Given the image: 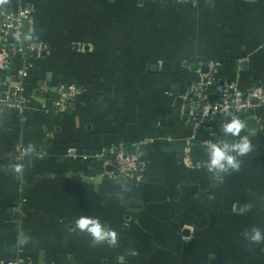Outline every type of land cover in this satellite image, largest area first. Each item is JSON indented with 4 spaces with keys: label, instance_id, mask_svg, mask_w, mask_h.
Returning <instances> with one entry per match:
<instances>
[{
    "label": "crops",
    "instance_id": "crops-1",
    "mask_svg": "<svg viewBox=\"0 0 264 264\" xmlns=\"http://www.w3.org/2000/svg\"><path fill=\"white\" fill-rule=\"evenodd\" d=\"M21 3L47 51L20 81L24 120L0 113V264H264V241L246 236L264 231V102L247 112L255 130L215 125L219 142L247 135L252 150L230 148L239 168L210 172L188 156L189 119L174 99L210 60L216 81L264 89V0ZM60 84L80 91L65 112L54 106ZM119 145L142 149L140 181L107 177L99 154ZM82 216L116 243L77 229Z\"/></svg>",
    "mask_w": 264,
    "mask_h": 264
},
{
    "label": "built area",
    "instance_id": "built-area-1",
    "mask_svg": "<svg viewBox=\"0 0 264 264\" xmlns=\"http://www.w3.org/2000/svg\"><path fill=\"white\" fill-rule=\"evenodd\" d=\"M185 2L187 0H175ZM25 25V29L23 26ZM37 19L31 9L24 6L21 0H3L0 2V91L4 98L0 100V113L3 108L14 111L19 121L24 120L28 99L24 95L20 83L25 73L32 68L33 61L42 58L47 45L36 36ZM31 33V40L24 39ZM20 62V67L11 74L12 66ZM219 67V62L210 60L206 63L207 72L201 75L199 83L193 84L183 92L177 94L174 99H181L180 112L184 113L186 107L196 104L197 109L192 119H189L191 130V144L212 145L213 134L208 133L215 125L223 127L234 118L245 120L247 112L253 106L264 102V89L260 85H254L248 90L240 89L236 84H226L216 81L214 75ZM10 72V73H9ZM16 79L17 84L11 92L10 84ZM15 84V83H13ZM47 92L49 87H41ZM79 87L75 84H60L57 87V95L54 106L57 112H65L69 103L73 102L79 94ZM255 99L257 102L253 103ZM200 111L197 114V111ZM203 132L204 135H200ZM74 149H68V153ZM25 153L20 150V155ZM100 157L104 159L106 175L115 182H138L145 168L140 147L125 148L121 145L103 150ZM207 163L195 162L197 169L207 166ZM2 264H31L27 258H17Z\"/></svg>",
    "mask_w": 264,
    "mask_h": 264
},
{
    "label": "clouds",
    "instance_id": "clouds-1",
    "mask_svg": "<svg viewBox=\"0 0 264 264\" xmlns=\"http://www.w3.org/2000/svg\"><path fill=\"white\" fill-rule=\"evenodd\" d=\"M3 2V0H0ZM31 33L24 37V39L31 40ZM225 133H229L233 136H239L241 131L245 129V121L234 118L224 126ZM237 151L238 154L244 155L252 150V143L247 135L240 136L239 142L231 145L229 143H213L211 145V162L208 166V170L226 171L227 168L238 169L239 163L236 161L235 157L229 155V149ZM28 151H31L29 147ZM76 228L81 232H87L91 235L95 242H100L101 240H107L108 243L114 245L116 243L117 234L114 230H106L102 228L101 224L98 222L97 218L91 217H80L75 221ZM248 240L253 243H260L264 241V231L259 228H253L250 233H246ZM20 243H24L23 240ZM135 253L133 252V255Z\"/></svg>",
    "mask_w": 264,
    "mask_h": 264
},
{
    "label": "water",
    "instance_id": "water-1",
    "mask_svg": "<svg viewBox=\"0 0 264 264\" xmlns=\"http://www.w3.org/2000/svg\"><path fill=\"white\" fill-rule=\"evenodd\" d=\"M23 28L25 29V25L23 26ZM9 90L12 92L13 87H11ZM252 102L256 103L257 101L255 99H253ZM176 104H177L176 112H180L182 100L177 99ZM190 109L196 110L197 105L193 104V105H191V107H186L184 109V113H186V115L183 116L184 120L193 118V116L187 115L189 113ZM199 113H200V111L198 110L197 114H199ZM218 127H221V125L219 124ZM256 127H257L256 119L251 118V117H248L247 119H245V128L247 130L252 131V130H255ZM208 133L213 134V131L209 130ZM223 133L226 134L224 130H223ZM200 135L202 136V135H204V133L200 132ZM214 142L215 143L219 142V139L214 137ZM188 156L193 162L210 163L211 162V145L191 144V145H189V148H188Z\"/></svg>",
    "mask_w": 264,
    "mask_h": 264
},
{
    "label": "trees",
    "instance_id": "trees-1",
    "mask_svg": "<svg viewBox=\"0 0 264 264\" xmlns=\"http://www.w3.org/2000/svg\"><path fill=\"white\" fill-rule=\"evenodd\" d=\"M213 142H214V138H213ZM215 143V142H214Z\"/></svg>",
    "mask_w": 264,
    "mask_h": 264
}]
</instances>
